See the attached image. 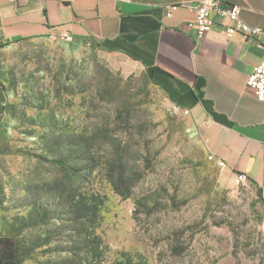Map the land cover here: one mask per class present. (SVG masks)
Wrapping results in <instances>:
<instances>
[{
	"label": "rangeland",
	"instance_id": "1",
	"mask_svg": "<svg viewBox=\"0 0 264 264\" xmlns=\"http://www.w3.org/2000/svg\"><path fill=\"white\" fill-rule=\"evenodd\" d=\"M0 82L10 99L0 123V220L20 264L66 258L55 247H67L69 224L54 209L80 191L104 199L95 229L102 264H264L258 190L207 158L140 65L89 38L52 34L1 46Z\"/></svg>",
	"mask_w": 264,
	"mask_h": 264
},
{
	"label": "crops",
	"instance_id": "2",
	"mask_svg": "<svg viewBox=\"0 0 264 264\" xmlns=\"http://www.w3.org/2000/svg\"><path fill=\"white\" fill-rule=\"evenodd\" d=\"M196 1L0 0V44L68 32L137 63L194 127L204 153L223 159L221 170L228 175L244 172L264 202V102L246 86L264 49L240 32L226 37V19L215 16L211 29L197 38L185 27L192 11L179 6L165 15L167 5ZM220 3L239 5L245 23L264 27V0ZM9 101L0 82V123Z\"/></svg>",
	"mask_w": 264,
	"mask_h": 264
},
{
	"label": "trees",
	"instance_id": "3",
	"mask_svg": "<svg viewBox=\"0 0 264 264\" xmlns=\"http://www.w3.org/2000/svg\"><path fill=\"white\" fill-rule=\"evenodd\" d=\"M82 39L83 36L74 37ZM91 41L99 48L97 43ZM3 46L0 44V47ZM84 160L87 158L84 152ZM119 176L125 178L124 166L120 164ZM93 167L87 169L89 174ZM114 165H109L108 175L112 181L113 173L116 172ZM141 175H137L140 177ZM261 199V196H260ZM262 200V199H261ZM103 196L95 192L80 191L68 194L65 197H59V202L54 211L61 212L65 217L68 225V232L65 234L67 247L57 245V251H65L67 256L61 261V264H102L105 259V249L100 236L95 229L100 225L101 215L100 208L103 204ZM36 209V216L42 218V222L49 220V212L39 205V201L30 203ZM1 207V203H0ZM4 220L1 219L2 235L0 236V264H20V252L15 240L8 232L5 233ZM115 264H134L131 257L115 261Z\"/></svg>",
	"mask_w": 264,
	"mask_h": 264
},
{
	"label": "built area",
	"instance_id": "4",
	"mask_svg": "<svg viewBox=\"0 0 264 264\" xmlns=\"http://www.w3.org/2000/svg\"><path fill=\"white\" fill-rule=\"evenodd\" d=\"M179 6H184L193 12V19L186 22V28H193L197 38H202L214 24V17L226 19L223 32L226 37H231L234 33L240 32L257 39L259 45L264 49V27L251 26L245 23L240 17V6H223L220 0H198L195 3L170 4L166 6L165 15L170 17ZM61 39L70 40L72 35L68 32L59 34ZM246 86L251 89L253 96L264 102V54L260 62L247 75ZM173 108L177 110L175 106ZM207 158L219 169L225 167L223 159L214 155H207ZM232 179L235 184L248 182V177L244 172H233Z\"/></svg>",
	"mask_w": 264,
	"mask_h": 264
}]
</instances>
